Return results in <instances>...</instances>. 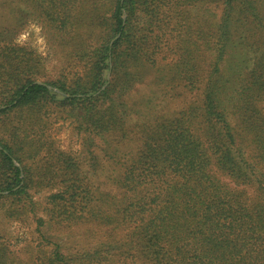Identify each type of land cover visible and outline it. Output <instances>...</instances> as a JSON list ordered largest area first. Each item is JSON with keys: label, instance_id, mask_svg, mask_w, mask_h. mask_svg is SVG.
<instances>
[{"label": "trees", "instance_id": "16d2710c", "mask_svg": "<svg viewBox=\"0 0 264 264\" xmlns=\"http://www.w3.org/2000/svg\"><path fill=\"white\" fill-rule=\"evenodd\" d=\"M29 19L60 52L53 80L36 82L41 60L12 40ZM149 71L195 98L175 116L134 120L132 131L127 98ZM17 111L65 112L85 148L101 140L110 166L93 184L69 155L47 160L43 179L57 189L41 210L58 224L94 223L106 238L79 256L46 239L48 254L32 264H264V0H0L9 216L34 179L19 152L40 141L7 122ZM129 138L138 143L125 149ZM7 253L0 242V264H13Z\"/></svg>", "mask_w": 264, "mask_h": 264}, {"label": "rangeland", "instance_id": "374dc122", "mask_svg": "<svg viewBox=\"0 0 264 264\" xmlns=\"http://www.w3.org/2000/svg\"><path fill=\"white\" fill-rule=\"evenodd\" d=\"M12 40L15 44L34 51L41 60V73L35 81L43 82L58 77L61 71V60L58 58L60 52L56 48L51 31L40 21L27 20ZM109 77L108 71L106 78ZM49 86L51 88V85ZM104 86L105 84L97 92ZM52 89L61 92L57 87ZM194 98L195 96L187 91L182 82L163 85L155 81L153 71H149L144 80L136 84L128 95L127 103L132 110L128 126L132 131L135 130L133 121L142 116L152 118L175 116L179 111L185 110L187 104ZM62 113L41 116L27 111H17L10 112L7 116L10 119H7V122L21 120L24 135L40 140L25 146L19 152L34 178L28 189V199L15 201L10 207L11 210H15L11 216L5 212L10 201L6 200L5 204L0 202V242L6 247L7 257L13 264H32L34 259L46 256L50 250L46 239L58 242L63 252L79 256L106 238L105 229L98 228L94 223L58 224L51 221L41 210L46 202V195L57 189L43 179V167L57 151L69 155L79 166L81 176H86L93 184L104 182L110 167L105 164L109 158L99 149L103 146L101 140H97L99 146L85 148L82 144L83 134L77 133L73 118L66 116L65 112ZM123 143H126L127 149L136 146L138 142L135 138H129ZM32 153H35L33 158ZM14 163L19 165L16 160ZM38 218L44 220L40 226L41 233L36 230Z\"/></svg>", "mask_w": 264, "mask_h": 264}, {"label": "water", "instance_id": "95a60500", "mask_svg": "<svg viewBox=\"0 0 264 264\" xmlns=\"http://www.w3.org/2000/svg\"><path fill=\"white\" fill-rule=\"evenodd\" d=\"M124 16H125V14H123V17H124ZM36 82H39V81H36ZM47 87H48V88H50V86H49V85H47ZM55 90H56V89H55ZM56 91H58V90H56Z\"/></svg>", "mask_w": 264, "mask_h": 264}]
</instances>
